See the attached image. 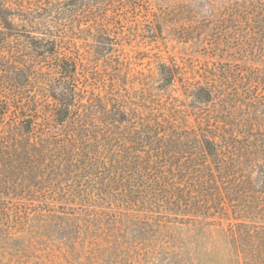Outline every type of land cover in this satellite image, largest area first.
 <instances>
[{
  "label": "trees",
  "instance_id": "1",
  "mask_svg": "<svg viewBox=\"0 0 264 264\" xmlns=\"http://www.w3.org/2000/svg\"><path fill=\"white\" fill-rule=\"evenodd\" d=\"M114 2L0 0V86L17 96L0 99V235L40 219L166 223L235 241L264 219V0L216 15L199 79L160 62L155 86L128 80L122 63L97 65L114 36L100 11ZM83 35L88 49L75 44ZM175 79L186 100L166 93Z\"/></svg>",
  "mask_w": 264,
  "mask_h": 264
},
{
  "label": "rangeland",
  "instance_id": "2",
  "mask_svg": "<svg viewBox=\"0 0 264 264\" xmlns=\"http://www.w3.org/2000/svg\"><path fill=\"white\" fill-rule=\"evenodd\" d=\"M116 1L100 11L114 19L110 20L114 36L109 60H99L97 65L122 63L128 80L140 77L155 86L160 62L179 65L182 80L199 79L214 60L210 45L216 15L242 0ZM18 38H11L9 46H16ZM76 43L88 49L92 42L83 35ZM1 60L0 73L5 65ZM2 86L0 99H17L13 88ZM169 90L166 93L178 101L186 100L180 80L175 79ZM72 223L55 227L33 219L27 230L1 234L0 264H264V249L256 246L264 237V219L243 227L241 236L231 242L222 231L166 223L145 228Z\"/></svg>",
  "mask_w": 264,
  "mask_h": 264
}]
</instances>
